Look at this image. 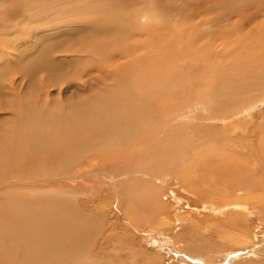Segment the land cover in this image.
<instances>
[{
	"label": "rangeland",
	"instance_id": "374dc122",
	"mask_svg": "<svg viewBox=\"0 0 264 264\" xmlns=\"http://www.w3.org/2000/svg\"><path fill=\"white\" fill-rule=\"evenodd\" d=\"M30 1L24 0L23 7L16 8L17 10H13L12 7L3 8L0 5V55L2 56L0 65L3 68L6 65L5 69L12 72L15 71L14 59L18 55V50L24 48L26 56L33 54L36 49L34 45L36 37L46 38L49 41L65 39V36L71 34L69 30L75 28L73 24L78 20L71 18L69 20L73 21L71 24L62 18H69L68 11L73 12L74 15L84 11L85 6L92 3V0H42L43 6L40 9L37 8V0ZM163 1L173 3V12L163 6H159V10H156L155 0L112 2L114 10L111 7L106 18L121 19L123 23L119 28L122 29L119 30V35L122 34V41H118L117 45L109 46L112 53L107 54L109 58L113 56V60L110 61L112 69L105 67L104 73L101 74L102 80L105 79V81L99 83L100 76L94 78L92 84L95 87L87 85L90 91L82 93V90L78 88L81 82L78 79L81 77L77 76L80 75L82 78L84 76V72L80 69L82 67L76 70L82 72L75 74V79L70 78L73 81L59 84L60 81H58L57 85L53 79L46 78V74L37 73L34 84L32 83L27 91L28 86L25 85L29 82L24 78L20 81L19 75L14 72L8 76L11 79H3L0 85V93L5 97L8 96L3 98L0 95L3 101L11 100L9 86L10 81L13 80L12 87L21 92L19 94L22 96L27 94L25 100L28 98L29 102L35 101L37 106L42 108L50 107L44 105L47 101H52L55 105L65 100L77 103V100L82 101L89 95L93 96L99 92L103 94L104 91L116 89V84L126 78L118 74V70L134 74L136 79L140 77L144 79L146 74L145 79L151 86H165L172 89L173 92L170 89V96L173 97V102L176 101L182 105L174 111L159 112L153 104L154 114L158 117H154L148 126H139V133L143 132L142 129L145 131L139 134L141 138H131L130 141L135 145H131L130 148L125 147L120 155L116 156L124 158L123 163L120 159V162H117L121 169V176L123 173L122 177L118 176L117 189L125 188L133 192V195L131 194L133 198L130 197V193L126 195L135 204L132 219L127 217L130 224L127 218L122 216V211H120L122 217H118L119 213L111 210L110 201L106 200L104 194L107 183L105 178L98 174L99 167L83 165L80 169L81 173L84 170L88 172L85 175L82 173V176L71 181H63L65 183L61 184L62 187L54 184L50 186L48 182L52 180L44 182L41 184L44 185L43 190L51 191L47 194L43 192L36 194L37 190L32 192L22 188L24 192L18 193L17 197H14L15 193L10 192L8 198L10 201L13 197L21 198L34 205L38 196L42 195L43 198L46 196L48 198L44 199V204H47L46 208H50L52 213L56 214L53 206L60 202L63 203L60 212L65 216L79 215L87 219L89 222L87 229L80 233V236L84 238L81 246L87 249V252L82 250L79 252L86 259L82 264H88L87 260L92 264H205L207 250H210L208 252L213 256L210 257L212 259L221 262L225 260L226 264H245L249 258V260L252 258L251 254L249 256L247 253H253L255 257L258 256L257 252L264 251V209L256 216V211L252 209L251 211L246 208L237 210L234 207L220 212L211 209L210 206L228 202V199H231L229 203L232 205L244 203L240 199L247 196V205L251 203L261 207L254 200L257 196L264 198V0ZM52 17H58V20L51 21ZM70 43L73 44L75 41L72 43L70 40L67 45ZM82 43L87 45L83 39ZM65 45L63 48L67 46ZM74 46L70 48L69 53L64 54L66 59L62 63L67 64L69 61L67 68L70 70V66L73 68L77 65V58L88 57V55L81 56V49ZM4 52L9 54L11 61L6 58ZM61 56L63 55L56 54L55 59H60ZM72 60L74 62L71 63ZM20 61L28 63V60L23 57L18 63ZM231 70L241 73L245 80L244 85L248 88L250 86L253 96L250 97L251 99L245 98L246 103L237 108L239 110L235 115L211 118V113L207 112V104L192 102L196 83L201 86L220 84V79L224 75H233ZM115 74L116 80L114 79L108 85L107 78H114L111 76ZM125 81L123 79L122 82ZM177 84L180 90L176 88L174 90ZM17 86L20 90H17ZM159 95L156 97L157 100L153 99L155 101L153 103L160 104L159 102L165 99ZM57 106L59 107V104ZM5 119L9 120L11 117L0 110V122L6 121ZM113 148L110 147V149ZM216 154L217 157L225 155L226 162L220 160L216 165L217 159L208 160L209 156L212 158L213 155L214 158ZM112 160L113 163L110 166L115 167V160L113 158ZM100 162L99 158L95 161L97 165ZM210 162H214L211 167H209L212 164ZM220 163H223L225 168L230 167L229 169L234 171L246 172L250 176L251 185L257 183L256 185L259 186L253 187L254 192L250 190L251 186H244L248 192L246 194L234 192L232 188L234 186H231L232 189L228 188L230 184L216 191L215 187L219 188V185L214 182L215 179L210 178L208 182L204 176L211 169V172L220 169ZM193 167L196 171L191 170ZM75 169L78 168H74L73 171ZM188 170L193 174H188ZM113 173L114 171H111V174L115 176ZM90 181H99L100 185L104 186L102 187L104 195L99 194L98 187L94 186L92 187L93 198L91 199L89 194L87 196L83 189L87 188L88 192L92 190L89 188L92 184ZM26 187L28 188L27 185ZM256 188L257 191H255ZM226 191H229V194H224ZM4 192L5 190H2L1 193ZM171 193L182 201L175 202ZM0 197L3 198V194H0ZM126 197L124 201L131 202ZM47 199L56 202L49 206ZM211 201L213 202L210 203ZM236 222L244 228L247 227L245 233L247 236L250 235L248 237L250 245L245 246L240 243L238 245L227 240L224 235L225 229L229 226L231 231L233 227L231 225ZM237 229L240 227L234 226L231 232L236 235ZM258 241H260L259 244ZM17 251L21 253V250ZM218 256L223 258L219 259ZM261 258L262 256L258 259Z\"/></svg>",
	"mask_w": 264,
	"mask_h": 264
},
{
	"label": "bare ground",
	"instance_id": "6f19581e",
	"mask_svg": "<svg viewBox=\"0 0 264 264\" xmlns=\"http://www.w3.org/2000/svg\"><path fill=\"white\" fill-rule=\"evenodd\" d=\"M113 1L118 2L119 0H92V3L89 2L90 4L86 5L84 11L82 10L80 11V13H75L74 15L73 12L68 11L69 18H65L63 16L65 19L62 18V20H67L66 22L71 24H73V21H69L71 18L78 20L73 24V27L75 28L69 30L71 34L67 35L68 37H64L62 34L65 39L59 41H49V39L46 38L39 39V37H36L37 40L34 42L36 49L34 50L35 52H33V54L28 55L27 52L26 54L28 56H26L24 48L23 50L20 49L17 51L18 55H16V59H14V61L16 62L15 71L13 70V72L19 75L20 81L24 78L29 82L25 85L28 86L27 91H29L28 89L31 87L30 85L32 83L34 84L35 75L37 73L46 74L45 77L53 79V82H56L55 84L57 85L58 81H60L58 82L59 84L61 82L65 83V81L68 82L71 77L75 79V74L81 73L83 71L84 79L80 75L77 76L81 77L80 79L76 78L78 79V81L81 80L79 85H77L79 86L78 88L82 90V93L91 90L87 89V85H89L90 87L92 86V88L95 87L92 84L94 78L96 79L100 76L98 82L101 83L102 81H105V79L102 80L101 77V74L104 73V68L110 67V69H112L110 61L113 60V56L109 58L107 54L112 53L109 46L119 43L118 41L122 39V34L119 35V30H122L119 28L122 27L123 23L120 21L121 19L118 18L110 20L106 18V16L108 15V11L113 5ZM155 1V4L157 5V7L155 8L156 10H159V6H163L173 12V3L171 1H168L167 3H165L166 1L164 2L163 0ZM41 2L42 0H37V8L42 9L43 5ZM23 4H25L24 0H0V5L3 8L7 9L12 7L13 10H17L16 8L23 7ZM29 4L31 5V3ZM50 20H58V17H52ZM78 39H81V41H77ZM82 39L87 42L86 46L84 45V43H82ZM70 40L72 41V43L75 41V43H70L71 45H67ZM63 45H65L66 47L63 48ZM74 45L81 49V56L88 55V57L85 56L87 59H85V57H82L84 59L77 58V65L73 66V68L72 66H70L71 70L73 69V72L71 73V70L67 68L68 64H70L69 61L67 64L62 63L63 60L66 59V57L64 56L70 52V48ZM56 54H62L63 56H61L62 58L60 57V59H55ZM5 56L9 61H11V59L8 57L9 54L5 53ZM0 57L2 56L0 55ZM21 57L26 58L28 60V63H22V61L18 63V61L21 60ZM72 62H74V60H72L71 63ZM0 66L1 85V81L3 79H8V76H10V74H13V72L12 70L9 71L5 69L7 68L6 65L4 68L2 67V65ZM78 67H82L80 68L82 71H76L79 69ZM62 71L64 73H62ZM231 71L233 75H224L223 78L220 79V84L201 86L200 84L196 83L192 102H202L204 104H207V112L211 113V118H222L235 115L239 110L237 108L242 107L243 104L246 103L245 98L248 97L249 99H251L250 97L253 96L252 91L249 89L250 86L248 88L246 85H244L245 80L241 73L236 70ZM116 74L111 76L114 78H107L109 81L108 85L115 79ZM118 74L126 77L123 78L126 81L123 83V79L120 80V82L116 84V89H110L109 92L104 91L103 94L102 92H99L98 94H93V96L89 95L86 98L84 97L85 99H82V101L77 100V103L65 100V102L63 101L58 103L59 107L57 106L58 104L55 105V103L53 104L52 101H47V103L44 102L45 106H50L49 108H42L41 106H37L35 101L29 102L30 100L27 101L28 98L25 100L24 98L27 94H23V96L22 94H19L21 92L16 91V89L12 87L14 84L13 80L10 81L9 86L10 93L12 94L10 97L11 100L3 101V98H7L8 96L5 97L0 93V95L3 96V98L0 97V110L11 117V119L9 120L5 119L6 121L0 122V194H3V198L0 197V264H82V262L86 260L81 254H79V252L81 250L87 252V249L81 246L84 238L80 236V233L86 231L87 229V225L89 223L87 219L85 220V218H82L79 215L65 216L60 212V210L63 208V203L60 202H58L57 205L53 206L55 207L56 214L52 213L50 208H46L47 204H44V199L48 198L46 196L44 198L42 197V195L38 196V200L34 205L32 202H26L23 201V199L21 200V198L14 199V197H17L20 192H24L22 188L30 190L32 192L37 190V192L35 191L36 194H38L39 192L47 194L50 190L48 189L49 191H47V189L45 188L46 191H44V185L41 184L52 180L48 182L51 184L50 186L54 184L60 187L61 184L65 183L63 181H71L76 177L78 178L80 175L82 176V173H84L85 175L88 171L84 170V172L81 173L82 170H80L83 165H85L86 167H99L98 174L102 178H105L107 183L104 190L102 189V187L104 186L100 185L99 181H90L92 184L89 186V188L92 190L88 192L87 188H82L83 191L86 192V195L89 194V197L91 199L93 198L92 187L94 186L98 187L99 194L101 195L103 194L104 190L106 200L110 201L111 210L113 209L115 210V213H119L118 217H122L124 215V217L130 218V220L132 219L134 208L133 206L135 205L131 199L133 198L131 197V194L133 195V192L131 193V190L125 188H120L121 190L117 189L119 186L116 182H118V176H121V169H119V164H117V162L120 159L122 161L121 163H123L124 158L119 156L117 158L116 156L120 155L125 147L130 148L131 145H135L134 143L132 144V141H130L131 138H141L139 137V134H142L145 131L144 129H142L143 132L139 133V126H148L149 122L154 117H158L154 114L153 104L155 105V109L159 112L168 110L174 111L178 109L182 104L176 103V101L173 102V97L170 96L171 88L168 89L165 86H151L148 80L145 79L146 74L144 73H142L145 75L144 79H141V77L140 79H136L134 74H130L126 71L122 72L118 70ZM73 79L70 81H73ZM39 81H41V78H39ZM177 85L174 87V90H180L179 84ZM18 89L19 87L17 88V90ZM158 95L165 97V99L160 101V104L153 103V99H156ZM1 120H3L2 117ZM110 147L114 148L110 149ZM97 158H99V161L101 160L98 165V162L95 163ZM112 158L115 160V167L110 166L113 163ZM214 158L212 155V158H210L209 156L208 160L215 161L217 159L216 165H218L220 160L226 162V160H224L225 155H218L217 157L216 154ZM210 163L212 164H210L209 167H211L214 162ZM220 164V169H216L212 172L211 169L210 172H208L207 175L204 176V179L207 181L210 178L213 180L215 179L214 182H217V184L219 185V188L215 187L216 191L220 190V187L224 186L225 188L230 184L228 188L234 186L232 187L234 188V192H238L239 194H246L247 189L244 186H251L250 190H253V187L259 186L256 185L257 183L251 185L252 182L250 180V176H248L246 172H240L238 170L234 171L233 169H229L230 167L225 168L226 166H224L223 163ZM116 167H118V169ZM185 167H187V165H185ZM190 167L192 166L190 165ZM74 168L78 169H75L73 171ZM191 170L196 171L194 167ZM111 171H114L113 174L115 176L111 174ZM188 174L193 173H190L189 171ZM211 184L213 185V183ZM26 185L28 186V188L26 187ZM2 190H5V192L1 193ZM255 191H257V188L255 189ZM10 192L16 194L11 201L8 198L10 196ZM213 192L211 193L213 194ZM128 193H130L129 195L131 198L126 197ZM224 194H229V191L224 192ZM171 195L173 196V200L175 202L180 203L182 201L174 194L171 193ZM210 196L212 197V195ZM240 196L242 197V195ZM125 197L127 200L130 199L132 203L128 201L129 203H131L129 204L127 201H124ZM205 197L203 198L205 199ZM228 200L231 201V199ZM240 200L246 204L241 202H233L234 205H232V203H229L228 201L225 203L223 202L220 205L218 204L210 207H212L211 209L220 212L225 211L229 208L233 209L234 207L237 210L246 208L251 211L252 209L256 211L255 215L261 213L264 209V198L262 196H257V199L254 200L256 204L261 207H258L255 204L251 203L247 205V196H243V198ZM249 200H251V198H249ZM213 201H211L210 203H212ZM55 202L56 201L50 199L48 204L50 206V204H54ZM135 208L137 207L135 206ZM120 211H122L123 213H121L122 216H120ZM250 215L252 216V214ZM128 224H130L129 221ZM231 226H238L240 227V229H237L238 232L235 235L234 232H231L233 230V227L230 231L231 228L229 229V226H227V228L225 229V234L224 232L223 234L226 235L228 241L238 243V245L245 244V246H247V244H251H249L250 241L248 238L250 235L247 236V233H245L247 230L246 226L244 228L242 227V225H239L238 222L233 223V225ZM218 228H220L219 225ZM79 242L80 245L77 246ZM259 242L260 241H258V244ZM17 250H21V253ZM208 251L210 250L206 251L207 255L205 257V264H226L225 260L224 262H221L220 260L210 258L212 255ZM247 254L249 256L251 254L252 258L251 260H249V258L245 262V264H264V251L261 250L257 252L256 254L258 256L255 257L253 256V253ZM223 256L218 257L219 259H221L223 258ZM261 256L262 258L258 259ZM87 261L88 264H92L91 261Z\"/></svg>",
	"mask_w": 264,
	"mask_h": 264
}]
</instances>
